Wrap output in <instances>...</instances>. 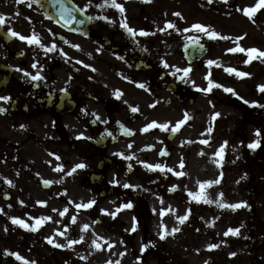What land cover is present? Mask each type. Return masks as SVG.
<instances>
[{"label": "flooded vegetation", "instance_id": "1", "mask_svg": "<svg viewBox=\"0 0 264 264\" xmlns=\"http://www.w3.org/2000/svg\"><path fill=\"white\" fill-rule=\"evenodd\" d=\"M117 2L123 13L111 6L96 7L103 0H92L90 5L89 0H64L76 20H85L65 26L58 14L60 5L52 0H39L31 7L30 0H0V15L6 18L0 27V96L11 97L0 101V108L6 109L0 113V224L22 212L25 222L34 223L36 211L57 203L85 210L76 205L85 204L82 199L89 191H99L100 197L114 194L126 202L128 194L119 182L127 181L135 167L123 163L112 148L136 137L138 130L149 132L142 131L139 115L163 109L184 113L211 96L212 89L202 91L209 81L221 82L225 76L243 79L236 73L244 70L245 61H235L236 72L217 61L210 65L206 58L186 61L185 45L195 38L208 50L218 44L217 38H185V0ZM211 5L209 0H195L197 12ZM88 16L95 19L87 20ZM105 16L108 20L100 18ZM125 19L137 31L135 37L121 28ZM169 22L175 27H167ZM8 28L25 37L35 34L44 47L9 35ZM140 30L149 35H139ZM232 42L231 49L239 46L238 37L231 36L226 45ZM53 43L56 49L47 51ZM233 53L243 60L242 52ZM185 68L190 69L187 76L177 71ZM37 73L42 79L32 80ZM105 129L112 135L101 137ZM131 132V137L125 136ZM181 132L182 128L171 130L145 147L149 153L171 157ZM79 163L87 166L69 175ZM60 165L63 168L57 171Z\"/></svg>", "mask_w": 264, "mask_h": 264}, {"label": "rangeland", "instance_id": "2", "mask_svg": "<svg viewBox=\"0 0 264 264\" xmlns=\"http://www.w3.org/2000/svg\"><path fill=\"white\" fill-rule=\"evenodd\" d=\"M257 3L258 0H213L211 8L197 12L195 0H185V38H209L203 32L196 34L195 21L219 34L218 45L211 46L205 61H217L230 69L236 68L235 61H245L242 73L249 75L238 80L225 76L226 80L218 82L215 78L214 82L234 89L237 95L212 87L209 98H202L184 113L163 109L139 115L144 127L153 121L168 127H152L148 133L138 130L136 137L124 139L112 148L116 157L124 159L123 163L135 167L127 181L119 182L128 200L120 202L114 194L100 197L99 191H89L82 201L94 204L85 210L57 203L36 211L35 222H25L36 226V220L44 218L36 231L12 220L0 224V264H264V107L251 103L264 105V92L258 89L264 85V57L249 60L244 51L242 60L229 51L235 43L226 45L232 36L240 42L235 49L264 51V8L251 18L244 12ZM186 114L193 119L180 126L182 132L174 143L173 155L167 158L158 151L149 153L145 145L165 137ZM257 129L261 130V146L253 150L248 145L258 139ZM221 146L222 157L216 155ZM146 164H159L164 170H149ZM178 172L184 175H176ZM215 180L220 182L204 189L205 197L213 203L197 202L188 195L199 192L200 183ZM215 201L246 206L233 210L221 208ZM128 203L132 207H122ZM65 208L67 212L61 216ZM23 213L12 218L23 220ZM186 214L188 219L181 223L179 217ZM229 229H239V234L233 235ZM161 232L165 239L160 238ZM49 237L53 243L48 242ZM69 241L77 243L68 247ZM211 244L218 247L210 249ZM10 253H19L25 261Z\"/></svg>", "mask_w": 264, "mask_h": 264}, {"label": "snow or ice", "instance_id": "3", "mask_svg": "<svg viewBox=\"0 0 264 264\" xmlns=\"http://www.w3.org/2000/svg\"><path fill=\"white\" fill-rule=\"evenodd\" d=\"M53 4H59L60 5V10H59V17L60 19L64 22V25L67 26L69 24L72 23L73 20H76V17L74 15V12L71 8H69L65 3H64V0H52ZM212 0H209V3H211ZM225 2H227V0H225ZM32 3H39V0H30V3H29V7H31V4ZM92 3V0H89V5ZM107 6H111L115 9H118L121 13H123L125 11L124 7L122 4L118 3L117 0H103V3L102 4H97L96 7H100V8H103V7H107ZM87 7V6H86ZM260 8H264V0H258V3L253 6V7H250V8H246L244 9V12L246 15L249 16V18H251L256 12L258 9ZM85 9H79V11H85ZM176 16H180L181 14L180 13H175ZM101 19H105V20H108V17H100ZM87 20H92V19H95L94 17H91V16H88L86 17ZM5 22H6V18L3 16V15H0V27L4 26L5 25ZM76 22L78 24H84L85 23V20L84 19H80V20H76ZM121 28L123 29H126V31L133 37H135L137 35V31L134 30L133 28L129 27V25L127 24V21L126 19L124 21L121 22ZM167 27L169 28H174L175 25L172 24V23H167L166 25ZM197 31L199 32H203L205 33L206 35H208L210 38H217L219 36V34L217 32H215L214 30H209L208 27H206L205 25H201V24H196L193 26ZM164 29H161V31H163ZM7 33L13 37H18L19 39L21 40H27L28 43L30 44H40V40L39 38L33 34V36L31 37H25L23 35H21L20 33L14 31L12 28H8L7 30ZM139 35L141 36H146V35H149V33L143 31V30H140L139 31ZM223 39H228V37H222ZM67 42V41H65ZM194 43H198V38H195ZM41 47H44V45L40 44ZM73 47H76V48H79V45H73ZM56 49V45L55 43L52 44V46L50 48L47 49V51H54ZM229 51H241V52H244V51H247L248 53V56H249V60H251L253 57H264V51H260L258 49H255V48H251V49H243V48H239V49H229ZM66 55V54H65ZM247 62V61H246ZM208 63L211 65L213 63H215L214 61H208ZM33 67H36V65L34 64ZM165 67H168L167 63L165 62ZM20 70V69H18ZM20 71H23V70H20ZM177 71H183L184 73V76H187L190 69H177ZM227 71L229 72H236L235 69H227ZM238 76H247L249 75L248 73H242V72H237L236 73ZM25 75H29L28 73H25ZM32 80H41L42 77L39 75V73H37L36 75L32 76L31 77ZM183 79V77H181ZM140 87H144L143 84H140L139 85ZM212 87H220V88H224V91L225 92H229V93H232L233 95H237V93L235 92L234 89H231V88H226L224 87L223 85L221 84H218V83H214L212 81H209V87L207 89H202V91H205V92H209L211 91ZM258 89L262 92H264V85H259L258 86ZM62 91H66V90H62ZM117 97H119L120 93L117 92L116 93ZM11 97L9 96H0V101H10ZM245 103H250L249 101L245 100L244 101ZM254 106H259V107H264V105H258V103L256 101H252L251 102ZM6 109L4 108H0V113L2 112H5ZM133 112L137 111L136 108H133L132 109ZM216 115H219V113H217ZM97 120H99L100 118L97 116L96 117ZM190 119V117L186 114L185 115V118L184 120H181L179 121L175 127L172 128V131L175 132L177 131L180 126L186 121ZM103 123L107 124L108 121L105 120L103 121ZM160 127L161 129H166L168 127L167 124H160V125H157L155 121H153L152 123H150L149 125H147L144 129H142V131H148L150 128L152 127ZM121 127H123L121 125ZM125 131H130V130H127L125 129ZM104 135H109L111 136L112 133L107 131V129H105L104 132L101 133V137H103ZM255 135L258 137L257 140L253 141L252 143H250L248 145V147L250 149H253L255 150L256 148L260 147L261 146V141L259 139V137L261 136V130L260 129H257L256 130V133ZM204 143H207V141H203ZM122 155V154H120ZM216 155L218 156H223V146H221V149L216 153ZM59 159V157H57ZM87 165L83 164V163H79V164H76L74 166V168L71 170V172H69V175L72 174V172H75L76 169H80V168H84L86 167ZM149 170H155V169H160L161 171L164 170L163 166L162 165H159V164H156V165H152V164H146L145 165ZM183 166V164H181V167ZM63 166L60 165L57 167V171H60L62 170ZM169 171H172L171 169H168ZM176 175H184V173L182 172H178L176 173ZM220 181L219 180H215V181H205V182H202L200 183V191L199 192H189L188 195L195 201L197 202H204V203H213L214 201L212 200H209L205 197L204 195V189L206 186L208 185H211L213 183H219ZM7 183L11 184L12 181L8 180ZM45 183H50L49 181H45ZM124 187H130V185L128 184H125ZM221 196L223 195L222 193L220 194ZM23 203V202H21ZM215 203L218 204L219 207L223 208V207H228V208H231L233 210L237 209V208H240V207H244L246 206V204H243V203H238V204H224V203H221L220 201H215ZM94 204V201H91L89 203H85V204H77L76 207L77 208H89L91 207L92 205ZM122 207L124 208H130L132 207V204L131 203H128V204H125V205H122ZM3 209H0V212H2ZM55 211V210H54ZM104 212H106V210H102ZM65 212H67V208L64 209V211L60 212V215L63 216L65 214ZM190 212V210H189ZM111 215L115 216V213H110ZM44 218H40V219H37L36 220V226H30L29 224L25 223L24 220H21V219H18V218H12V222L14 224H18L22 227H24L25 229H30L32 231H36L37 230V227L42 223ZM47 219H51L50 217L47 218ZM135 219V218H134ZM188 219V215L186 214L185 216H181L179 217V220L181 223H183L185 220ZM73 223H75V217H73V220H72ZM162 228H166V226H164L163 224L161 225ZM133 231H135V224L133 225ZM179 229H173V231H178ZM228 232L232 233L233 235H238L239 234V229H229ZM228 232L225 233V235H228ZM60 235H63V233H59ZM160 238L161 239H165V234L164 232H161L160 234ZM48 242L49 243H53V239L51 237L48 238ZM74 243H77V241H69L68 243V247H71L72 244ZM56 247H64V245H60V244H56L55 245ZM97 248H100V245L99 244H96L95 245ZM111 246V245H110ZM147 247V245L143 246L142 247V251L145 250V248ZM218 247V245L216 244H211L209 245V248L210 249H213V248H216ZM11 255L15 256L17 260H21V261H25V258L22 257L19 253H10ZM231 255L235 256L236 253H231ZM25 264H28L27 261H25Z\"/></svg>", "mask_w": 264, "mask_h": 264}, {"label": "water", "instance_id": "4", "mask_svg": "<svg viewBox=\"0 0 264 264\" xmlns=\"http://www.w3.org/2000/svg\"><path fill=\"white\" fill-rule=\"evenodd\" d=\"M185 52L188 61H194L195 59H199L206 54V48L202 44L189 42L185 46Z\"/></svg>", "mask_w": 264, "mask_h": 264}, {"label": "trees", "instance_id": "5", "mask_svg": "<svg viewBox=\"0 0 264 264\" xmlns=\"http://www.w3.org/2000/svg\"><path fill=\"white\" fill-rule=\"evenodd\" d=\"M146 238H147V240L149 241V237L147 236Z\"/></svg>", "mask_w": 264, "mask_h": 264}]
</instances>
